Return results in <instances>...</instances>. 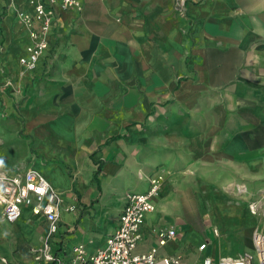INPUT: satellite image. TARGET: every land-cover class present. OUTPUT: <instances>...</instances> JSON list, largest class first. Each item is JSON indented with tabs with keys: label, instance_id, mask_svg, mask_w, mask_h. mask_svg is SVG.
<instances>
[{
	"label": "crops",
	"instance_id": "obj_1",
	"mask_svg": "<svg viewBox=\"0 0 264 264\" xmlns=\"http://www.w3.org/2000/svg\"><path fill=\"white\" fill-rule=\"evenodd\" d=\"M11 1L0 0V168L32 167L63 193L56 255L103 247L126 194L145 191L158 172L137 252L212 264L254 255L261 219L248 203L264 185V0L56 4L33 69L19 61L30 38L16 15L32 6ZM24 208L35 214L22 205L20 215ZM35 215L19 232L0 209V264H42L31 249L46 222ZM166 228L175 235L159 244Z\"/></svg>",
	"mask_w": 264,
	"mask_h": 264
},
{
	"label": "built area",
	"instance_id": "obj_2",
	"mask_svg": "<svg viewBox=\"0 0 264 264\" xmlns=\"http://www.w3.org/2000/svg\"><path fill=\"white\" fill-rule=\"evenodd\" d=\"M32 12L17 11V15L29 28L30 42L26 46V55L19 58L26 69H33L37 60L48 46L50 27L55 21L54 5L62 9L80 8L79 0H27ZM12 1L10 0V3ZM3 88L0 87V95ZM164 175L158 172L149 178L148 188L143 192H129L125 196L123 208L119 214L117 226L107 238L105 245L92 253H87L84 244L79 243L72 249V257L64 260L56 255L52 239L58 230L59 209L63 202V193L56 189L39 171L32 167L9 170L0 168V209L2 218L15 222L21 212V206H31L35 214H42L46 227L39 247L31 252L36 261L42 264H212L208 256H202L193 262H185L180 254L158 257L155 249L137 252L136 246L142 238L141 229L145 215L155 209V198L159 195ZM239 194L246 193L242 184L235 185ZM248 208L259 216L261 224L253 232L254 255L245 254L239 258L222 257L218 264H264V185L258 189L257 196L249 200ZM67 205L66 210H73ZM175 235L174 228L159 231V244ZM206 244L199 246L203 250ZM4 264H9L1 258Z\"/></svg>",
	"mask_w": 264,
	"mask_h": 264
},
{
	"label": "rangeland",
	"instance_id": "obj_3",
	"mask_svg": "<svg viewBox=\"0 0 264 264\" xmlns=\"http://www.w3.org/2000/svg\"><path fill=\"white\" fill-rule=\"evenodd\" d=\"M17 11H19V10H17ZM16 15H17V12H16ZM38 217H39L38 215L33 214L29 209L24 208L22 210L20 217L13 223V225L10 227V229H13V230L19 231V232H23L27 228H29L30 225ZM112 223H113V221H112ZM9 225H11V224H9ZM8 244L11 245L10 242H8Z\"/></svg>",
	"mask_w": 264,
	"mask_h": 264
},
{
	"label": "trees",
	"instance_id": "obj_4",
	"mask_svg": "<svg viewBox=\"0 0 264 264\" xmlns=\"http://www.w3.org/2000/svg\"><path fill=\"white\" fill-rule=\"evenodd\" d=\"M94 178H95V181L98 183V180L96 179V174H95Z\"/></svg>",
	"mask_w": 264,
	"mask_h": 264
}]
</instances>
